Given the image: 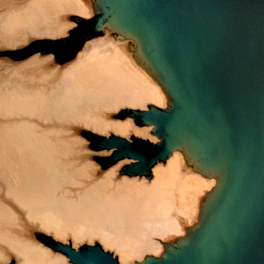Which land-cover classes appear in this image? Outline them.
Masks as SVG:
<instances>
[{
    "label": "bare ground",
    "instance_id": "6f19581e",
    "mask_svg": "<svg viewBox=\"0 0 264 264\" xmlns=\"http://www.w3.org/2000/svg\"><path fill=\"white\" fill-rule=\"evenodd\" d=\"M102 11L100 0H0V44L57 40ZM53 53L0 74V184L9 198L0 201V264H81L67 244L96 241L120 264H136L191 241L224 171L203 167L189 141L150 175L123 169L149 161L145 144L128 145L133 157L107 168L86 153L92 134L162 141L155 124L128 115L175 103L138 38L108 21L66 61ZM99 143L102 155L117 150Z\"/></svg>",
    "mask_w": 264,
    "mask_h": 264
},
{
    "label": "water",
    "instance_id": "95a60500",
    "mask_svg": "<svg viewBox=\"0 0 264 264\" xmlns=\"http://www.w3.org/2000/svg\"><path fill=\"white\" fill-rule=\"evenodd\" d=\"M100 1L101 13L78 18L67 38L48 43L64 42L75 55L113 21L138 38L175 103L128 113L139 125H156L157 144L113 136L99 145L117 148L114 161L133 157L128 145H147L149 161L126 170L150 175L189 141L203 167L224 171L193 239L137 264H264V0ZM66 248L81 264H119L99 244Z\"/></svg>",
    "mask_w": 264,
    "mask_h": 264
},
{
    "label": "rangeland",
    "instance_id": "374dc122",
    "mask_svg": "<svg viewBox=\"0 0 264 264\" xmlns=\"http://www.w3.org/2000/svg\"><path fill=\"white\" fill-rule=\"evenodd\" d=\"M77 25H78V23H77ZM77 25H76V27H77ZM76 27L74 29H72L70 32L74 31L76 29ZM68 36L63 37V39L67 38ZM1 40L3 42H5L0 37V41ZM18 41H20V38H19V36H16V39H14V44H16ZM47 42L48 41H46V40H39V39L30 38L28 40V42L21 43V44L17 45L15 48H11V47L5 46L3 44H0V74H5L10 70H12V72H14V73H20L22 71L30 70V68H33V65H31L32 60L35 57L45 58L51 51L54 52V49L51 50L52 47L53 48H59V50L61 52V53L60 52L59 53H55V52L53 53V54H55V56H57V58L63 59L62 61L67 60V58H68L67 55L70 54L69 51H67L69 48L68 45L64 46L63 44H65V43L62 42V43H59V47H57L58 45H49V44H47ZM59 42H61V41H59ZM72 42H74V41L71 40V41H69L68 44H71ZM46 46H48V47H46ZM48 48H50V49H48ZM101 138L102 137H99V136H96L95 134H92L90 136V141L92 142V144L89 145L88 151L86 153L91 154V156L94 154L93 156H95L96 158H99V164L102 165V167L107 168L110 166V164H113L117 161L113 160V154L106 156L105 154L102 155L103 153L102 154L99 153V151L103 149V148L99 147L97 144V142L100 141ZM98 154H100V155H98ZM129 165L130 164L124 165L123 169L126 170V168ZM0 201H2L4 203L9 202V198L6 195L5 188L1 184H0ZM50 240H51V237H50ZM95 244L98 245L99 243L96 241L93 245H95ZM67 245L70 246L69 244H67ZM93 245L84 244L82 247L93 246ZM103 250L112 253V255L118 259V256L112 250H105V249H103ZM148 257H156V256L147 255V257L144 259V261ZM118 263L120 264L119 259H118ZM137 263H142V262H137Z\"/></svg>",
    "mask_w": 264,
    "mask_h": 264
}]
</instances>
